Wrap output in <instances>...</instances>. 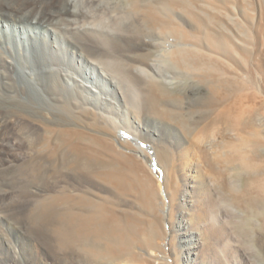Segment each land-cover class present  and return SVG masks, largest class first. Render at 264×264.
<instances>
[{"label": "bare ground", "instance_id": "1", "mask_svg": "<svg viewBox=\"0 0 264 264\" xmlns=\"http://www.w3.org/2000/svg\"><path fill=\"white\" fill-rule=\"evenodd\" d=\"M141 1L148 2L136 7L143 12L144 24L158 22L157 10L153 9L156 5L152 7L151 0ZM113 4L112 0H0V191L17 188L14 194H7L10 197L6 195V203L0 204V264H148L138 253L139 247L156 253L158 240L172 244L170 252L162 248L164 260L172 255L182 264H229V258L233 264H253L233 244L225 224L233 210L227 212L224 221L220 218L212 184L201 178V165L189 156L187 139L199 133L201 143L194 151L206 161L214 156L226 169H234L236 164L248 168L251 160L264 157L258 147L246 148L254 136L256 112L243 105L252 102V96L239 93L229 75L213 78L206 95L195 94L184 104L180 99L177 103L175 99L174 103L167 102L166 97L167 103L161 100L172 109L163 113L172 122L179 121L181 128L167 124L155 116L158 113L151 112L156 110L151 99L154 102L155 97L168 96L163 83L168 84L177 73L164 65L168 55L156 54L158 48L167 47L166 42L154 35L140 37L139 33L137 37L134 33L140 24L136 28L133 13L127 16L130 10L125 16L115 15L112 21L117 10ZM161 10L167 11L166 5ZM124 32L131 33L128 37L121 34ZM186 52L176 49L171 57L177 63L194 66L204 59L199 52ZM208 70L196 69L193 74L215 76L214 69ZM9 120L13 123L10 130ZM22 120L59 129L72 124L100 132L106 128L113 137L110 143L90 139L77 128L53 132L48 127L46 137L42 130ZM236 130L241 134V148H237ZM212 134L220 135L222 143L213 140ZM258 139L264 140L260 135ZM118 146L135 155H124ZM103 151L131 167L144 195L153 191V173L147 164L153 171L163 170V188L168 182L174 193L170 197L165 190L166 204L160 192L161 237L153 215L142 229L134 216L111 211L107 197L93 198L105 185L119 192L127 186L121 180L120 165L100 161ZM177 160L188 165V174L180 178V190L173 186L178 176L177 165L172 162ZM168 170L172 176L167 180ZM73 171L80 181L73 182ZM58 174L70 181L60 182ZM245 192H249L247 185ZM260 197L264 199V194ZM15 201L22 202L23 210L17 205L19 211L10 215L8 210ZM33 239L39 242L38 256L33 255Z\"/></svg>", "mask_w": 264, "mask_h": 264}, {"label": "rangeland", "instance_id": "2", "mask_svg": "<svg viewBox=\"0 0 264 264\" xmlns=\"http://www.w3.org/2000/svg\"><path fill=\"white\" fill-rule=\"evenodd\" d=\"M130 1H134L135 4L132 2L131 4ZM140 1L141 0H139L138 3V1L135 0H115V2L114 0H112V4L114 2L113 6L116 7L117 9L116 13L112 15L113 16L112 21L114 20L115 15L116 17L123 15L125 16L127 12L130 10L127 16L131 17L133 13V18L135 20L132 18V21L134 22L136 21L137 23L136 28L140 24L138 28L135 30L134 34L135 35L137 34V37L139 35L140 37L141 35H146V36L154 35L159 37L163 43L166 42L167 47L164 45L165 47L158 48L157 50H155L156 54H161V56L163 57L164 55H168L169 56V60L167 61L168 64L165 63L164 65L165 66L167 65L170 70H175V69L177 70V73H175L177 78L174 77L170 79L168 84L163 83L165 89L169 91L168 96H163V97L159 96L158 99L157 97H155L156 101L158 102L156 101L152 102L151 99V103L156 104V105L153 104V106L155 105L154 108H156V110L152 109L151 112L154 111V114L158 113L155 116L164 119L165 122L167 121L177 128H181V123L179 121H177L178 123L172 122L163 113L165 111H168L167 109L172 110L170 106H169L170 108H168V106H165L164 103H167L168 101L169 102L172 101L174 103V101L176 102L180 99L182 101L180 102L179 100L178 102H180V104L182 103L184 104V102H186L189 99V97L195 96V94L202 93L206 95L208 94V92L210 93L209 91L210 81L213 78H217V77L224 78V77H228L229 75L233 77L235 85L237 84L236 87L239 93L241 92L243 94H250L252 96V102H245L243 108L249 107L253 109L254 112H256L253 119V131L251 133L252 136L253 135L255 136V139L253 136L252 140H249V142L247 143L246 148L249 150L258 147L260 151H264V140L258 139L259 135L262 139L264 138V0H165V1L151 0L150 2L152 3V7L154 6L153 4H155L157 7L156 9V7L154 6L153 9L154 11L157 10L156 14L159 19L158 22L153 24L152 23L144 24L143 21L145 20H143L141 16V13L143 12L140 11V9H137L136 7H139L140 5L144 7L145 5H147L148 2L143 1V3H141L142 1L141 2ZM136 3L139 5H137ZM115 4H118V6L120 5V7L118 8L117 5ZM162 5H164V7L166 5L168 11V12L165 11L167 12L166 14L163 10H161ZM122 6L124 8H121ZM131 6L133 7L131 8ZM120 8L123 10H121ZM137 10L139 11L136 14ZM123 11L125 13H123ZM208 14L210 16H208ZM137 17H139L138 19L140 18L141 19L137 20ZM142 25H144V28ZM145 26L148 28H145ZM140 29H146V30L145 31L141 30L139 32ZM128 33L131 32H127V33L124 32L121 34L122 35L125 34V36L129 37ZM134 34L133 35L130 34V35L135 37ZM142 37L144 38L145 36ZM206 38L207 40H205ZM190 39L192 42L190 41ZM178 42L179 44L176 45ZM179 47H181V49ZM176 49L177 51L179 49V51L181 52L189 51L188 53L187 52L186 53L191 55L199 52L201 58L204 59L201 60L200 63L198 64L196 63L195 66L190 62H186L185 65H183L182 63H177L171 57L172 55L171 53H173V51ZM192 51L196 53H193ZM217 62L218 64H215ZM196 69H201L202 71H207L209 69L208 72L209 71L213 72L214 69L213 75L215 76H211V75L208 76L209 74H206L203 76L196 77L193 74ZM216 73H218V75ZM207 81H208V85H207ZM165 97L167 98L166 99L167 102H164L166 101ZM153 100L155 99L153 98ZM209 109H213V107ZM203 110H206V108L204 107ZM9 121L11 125L10 124L8 125L9 126L8 129L9 128L11 129L13 123L11 122L12 120ZM22 121L23 122L21 123H27L25 120ZM37 123L38 122H34L33 124L32 123H27V124L33 125L34 127L42 130L44 132L43 134L46 137H47V133L50 130L55 132L56 129H59L52 125L50 126L51 128L47 126L50 129L49 130L42 123H38L40 124L39 126ZM205 123L206 122H203L200 127L205 125ZM72 126L73 124L67 125L61 129L74 130L77 128V130L84 133L85 136L93 140L102 138L110 141V139H112L113 137L112 135L111 137L108 136L110 135L111 132H109L106 128H102L100 132L99 129H96L91 126L86 127L80 125L78 127L73 126L74 128H72ZM107 132L109 134H107ZM213 134L211 137H213ZM234 134L238 139L236 140L237 148H241L239 145L240 144L239 138L241 134L240 133L238 134L237 130ZM200 138L201 136L199 135V133L192 134L191 136L189 135L187 137L189 141L188 142L189 156L193 158V160L199 161V164L201 165L202 168L201 178H205V180L207 181L209 180L210 183L212 184L211 191L213 196L216 197V202L218 204L217 208L219 210L220 218L223 220V217L225 218L227 212L229 210H233V213L229 216V218L227 217L225 220L226 221L225 224L227 230L229 229L228 231L230 232V235L232 237L233 244L236 245L237 249L245 252L249 260L253 264H264V199L260 197V195L264 194V157L251 160L250 161L251 165L249 164L248 168H241L238 164H236V167L234 169L232 168L226 169L222 163L216 161V157L213 156L211 161L210 160L206 161L205 159H202L200 157L199 153H196L194 151L195 146L201 143V142L199 143ZM256 138L258 139V141ZM212 139L216 140L218 144L219 142L222 143L221 140L222 138H220V135H217ZM132 145L131 148L138 151L137 148L134 145L133 146ZM95 147L98 148V146ZM119 147L120 146H118V149L122 150L124 155L126 156L130 154L135 155L131 150L122 147L119 148ZM258 149L255 148V150ZM206 151L209 154L211 153L210 148L206 149ZM99 158L100 161L102 162L107 161L117 166L120 165L119 167L122 170L120 176L121 177L123 176L121 180L123 179L122 181L127 186L122 191L119 192L112 186L103 185L105 189L103 187L102 191H98L100 192V194L96 192L97 196H93V198L95 199L97 198L96 200H101L100 197L101 198L107 197V199L109 200V201L107 200L108 201L107 205L109 204L108 208H111V211H114L122 216H134L138 220L142 229H144L146 227V224L152 220L151 215H153L156 218L157 223L159 224V225L157 224L156 230L161 237L163 233V220H162L163 211L160 210L162 209V199L160 196V192L163 194V198L166 204L168 199L165 195V190L167 192L169 191L168 195L170 197H172V194L170 193H174V189L170 188L169 186L170 184H168V182H166L165 189L163 188V182H162L164 178L163 170L161 169L162 172L153 171L154 169L151 168V164H147V168L151 171V173H153V178H152L153 191L144 195L142 189L138 185L137 182L138 177L135 176V173H133L131 167L128 164L124 163V161L122 162V159L113 157V155L109 151H103L102 153H100ZM117 160L119 164L117 163ZM172 163L174 164V166L177 165V176H178L176 179L173 180L174 182L173 186L174 185L178 186L174 188H178L180 190L183 187L180 178H184V176L188 174V169H187L188 165L186 161H182V160L181 161L177 160L176 162H172ZM259 166L260 168H258ZM256 168H258L259 170ZM248 170L250 171L249 173ZM73 173H75L73 174L74 176L73 182L80 181L79 180L80 178L78 177L79 178L78 179L76 177L78 176L77 172L73 171ZM169 173L170 170H168L165 179H167V177L171 175ZM57 177L60 182L62 181L65 182L67 179L68 181H70L68 177L64 178V175L62 176V174L60 175L58 174L56 178ZM92 181L96 183V181H94L93 179ZM98 183L99 182H97V184ZM246 185L249 188V192L247 193L245 192ZM14 189L13 190L7 189L6 192L0 191V198L1 197L5 198V199L2 198L0 199V204H2V202L6 203L5 200H7L8 197H10V195L7 194H9L11 191H13L11 195L14 194V192H17V190ZM3 190L5 189L3 188ZM1 192L3 194L6 193L5 196H3V194L1 195ZM230 192H232L233 195ZM75 194L77 193H74V195ZM145 198L147 199L146 201ZM175 198L178 200L179 194H177ZM17 205L20 206V208L17 207ZM12 207L13 208L10 207V210H8L10 215L12 213L11 211L15 213V211L18 212L19 210L20 211L23 210V205L21 201H19V203L18 201L17 202L15 201V203L13 202ZM15 207L17 209L19 208V210H17ZM7 209H9V207ZM1 210L3 211L4 209L1 208ZM8 212H6L7 216H9ZM164 225L166 231H168L167 228L168 224L164 222ZM33 240H32L34 246L33 250L35 252V253L33 252V255L38 256V253L36 251L39 250L37 245V243L39 244V242H36L35 239ZM167 243H168L167 240L166 241L158 240L157 245L158 244L159 245L158 246L156 245V248L158 250L156 251V253L154 251L147 249L145 246L139 247L138 253L140 251L144 259L148 261V264H160V263H164L165 261L168 264H182L180 262H177L176 257L174 258L172 255L171 257L165 260L163 259L162 248H164L165 251L167 252L168 251L170 252V248H172L170 247L172 246V244H167ZM52 253L54 254L55 252L53 251ZM148 253L150 256H148ZM228 263L233 264L230 258L228 260ZM56 264L58 263L56 262ZM59 264L62 263L59 262Z\"/></svg>", "mask_w": 264, "mask_h": 264}]
</instances>
